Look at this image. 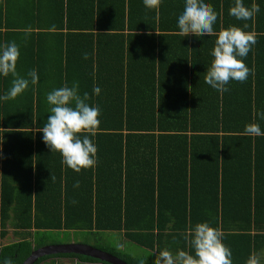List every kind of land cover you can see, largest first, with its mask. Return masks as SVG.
I'll list each match as a JSON object with an SVG mask.
<instances>
[{
  "label": "trees",
  "instance_id": "1",
  "mask_svg": "<svg viewBox=\"0 0 264 264\" xmlns=\"http://www.w3.org/2000/svg\"><path fill=\"white\" fill-rule=\"evenodd\" d=\"M205 2L217 13L214 32L237 26L257 39L238 57L252 70L248 79L230 81L223 93L204 79L217 37L179 34L185 0H161L151 10L144 0H0V46L16 40L18 75L35 69L39 76L0 102V241L9 232L17 240L0 244V264L5 257L21 264L44 245L39 233L54 230L118 232L147 252L193 255L184 234L197 223L221 230L223 242L264 237V136L244 135L250 123L264 131V0H243L260 7L248 21L229 15L235 0ZM13 79L0 75V95ZM73 81L101 110L89 135L98 162L80 173L38 131L50 115L47 94ZM94 247L126 264L144 258ZM58 257L107 264L77 254L33 264Z\"/></svg>",
  "mask_w": 264,
  "mask_h": 264
},
{
  "label": "clouds",
  "instance_id": "2",
  "mask_svg": "<svg viewBox=\"0 0 264 264\" xmlns=\"http://www.w3.org/2000/svg\"><path fill=\"white\" fill-rule=\"evenodd\" d=\"M160 4L161 0H144L145 7L150 10L158 8ZM259 12V5L253 3L249 8L244 5L243 0H235L234 6L229 9V15L240 21L252 20ZM216 21L217 13L205 0H185L184 10L178 18V28L179 34L185 37L190 34L197 37L205 35L217 37L211 51L214 59L204 79L206 84L223 93L230 90L227 87L230 81L243 83L248 79L252 70L239 58L248 56L257 39L255 33L245 32L237 26H229L227 29L214 32L213 26ZM243 27L247 28L248 24L245 23ZM54 30L55 26L50 29ZM24 31L27 39L32 29L29 27ZM148 34L151 35V32ZM19 56V46L15 41L0 46V75L8 77L11 74L14 77L7 93L0 95V101L15 99L29 87L30 83L35 85L39 81L35 69L28 71L27 78L18 75L16 68ZM83 58L88 59V54L84 53ZM100 91L98 86H94L95 95H99ZM89 100L87 92L83 95L79 93L78 81H73L71 87L65 84L61 88L53 89L47 94V102L51 106L50 115L47 123L38 130L43 133V142L50 151L61 153V163L76 173H80L82 169L92 168L98 162L97 147L89 135H96L101 110L99 106H90ZM258 115L264 120V112ZM80 134H84L82 138ZM244 135L264 136V131L258 124L250 123L245 125ZM51 180L55 181L53 175ZM73 186L78 188L79 181L77 180ZM184 238L194 250V255L185 250H177L173 254L170 250L163 249L149 252L141 259L140 264H145L149 255L154 256L153 264H233L232 251L223 243V232L211 227L209 223H197L184 234ZM2 264H15V261L11 257H5ZM245 264H264V259L254 252Z\"/></svg>",
  "mask_w": 264,
  "mask_h": 264
},
{
  "label": "rangeland",
  "instance_id": "3",
  "mask_svg": "<svg viewBox=\"0 0 264 264\" xmlns=\"http://www.w3.org/2000/svg\"><path fill=\"white\" fill-rule=\"evenodd\" d=\"M44 246L50 245H63L69 243L81 244L84 243L88 246L102 245L112 248L118 253L127 252L134 257H145L148 253L146 250L137 247L128 241H125L118 232H100L99 234L90 235L85 231L78 230H61V231H49L41 235ZM37 236V237H38ZM148 257V256H147ZM40 264H52L50 260L43 261Z\"/></svg>",
  "mask_w": 264,
  "mask_h": 264
},
{
  "label": "crops",
  "instance_id": "4",
  "mask_svg": "<svg viewBox=\"0 0 264 264\" xmlns=\"http://www.w3.org/2000/svg\"><path fill=\"white\" fill-rule=\"evenodd\" d=\"M12 41H16V40H12ZM17 42H19V41L17 40ZM16 44H18V43H16ZM261 227H263V225H261ZM56 231H61V230H56ZM232 232H234V231H232ZM257 233L258 232L256 230L251 229L250 236L251 235H254V234H257ZM261 234H264V233H260L259 237L261 236ZM13 237L14 236H12V234L9 232V234H7L3 238V240L0 241V244H4L5 245V244H8V243H12V242L17 241V240H14ZM125 241H127V240H125ZM223 243L227 247H229L231 249V251H232V257H231V259L233 261V264H245V262L248 259V257L252 253H254V252L257 253V254H259L262 257V259H264V237H262L261 239L259 238L258 240H242L240 238H230L228 240H224ZM81 244H84V243H81ZM47 245H50V244H47ZM150 252H152V251H150ZM147 253H149V252H147ZM123 254H125V255H127V256H129L131 258H138V257L132 256L131 254H128L127 252L126 253L123 252ZM46 260L47 259H45L44 261H46ZM48 260H50L52 264H70L71 263V260L70 259H68V258H61V257H58V258H48ZM42 262H40V263H42ZM73 262H75V261H73Z\"/></svg>",
  "mask_w": 264,
  "mask_h": 264
},
{
  "label": "water",
  "instance_id": "5",
  "mask_svg": "<svg viewBox=\"0 0 264 264\" xmlns=\"http://www.w3.org/2000/svg\"><path fill=\"white\" fill-rule=\"evenodd\" d=\"M57 254H77L89 257L107 264H126L119 258L111 255L108 252L99 250L95 247L86 244H63V245H47L41 246L32 250L29 255L21 262V264H33L37 259L43 256L57 255Z\"/></svg>",
  "mask_w": 264,
  "mask_h": 264
}]
</instances>
